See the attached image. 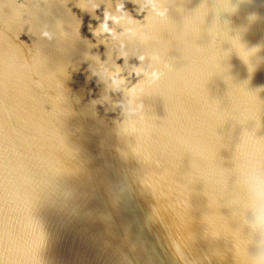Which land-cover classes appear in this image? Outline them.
Instances as JSON below:
<instances>
[{
    "label": "water",
    "instance_id": "obj_1",
    "mask_svg": "<svg viewBox=\"0 0 264 264\" xmlns=\"http://www.w3.org/2000/svg\"><path fill=\"white\" fill-rule=\"evenodd\" d=\"M121 2L143 26L123 49L93 32ZM163 2L167 21L134 0H0V264H247L230 177L245 129L264 137V0L211 15L234 39L215 48L205 0Z\"/></svg>",
    "mask_w": 264,
    "mask_h": 264
},
{
    "label": "clouds",
    "instance_id": "obj_2",
    "mask_svg": "<svg viewBox=\"0 0 264 264\" xmlns=\"http://www.w3.org/2000/svg\"><path fill=\"white\" fill-rule=\"evenodd\" d=\"M134 2L140 5L139 11H147V16L151 15L162 21L169 19V9L163 0H134ZM237 7L238 4L234 3V0H212L211 3L205 0L198 11L197 38L206 37V46L209 48H215L226 40H231L233 43L234 39L229 36L227 30L222 29L214 21L209 22V17L220 10L234 12ZM117 28H122L123 31L118 32ZM93 32L95 36L107 34L114 40H118L122 49L125 47L124 39L129 42L143 39V26L138 25L136 19L125 11L122 2L117 5L115 13L108 10L104 12L103 22ZM42 35L49 40L52 39V34L48 31L43 32ZM119 57H123L127 64L128 57L124 55ZM138 59L142 62L141 65L132 68L136 76H142L145 81L155 82L163 75V72L155 66L160 62L158 56L140 55ZM146 60L150 61L148 68L143 67ZM126 83V78L120 72H116L111 77L113 90L124 89L129 96L130 90L125 87ZM123 110L127 119L134 115L127 104L123 105ZM233 159L243 161L234 163V172L230 177L233 202L236 210L241 214L249 244L252 249H255L254 252H247V264H264V137L257 136L255 131L245 129L235 146Z\"/></svg>",
    "mask_w": 264,
    "mask_h": 264
}]
</instances>
